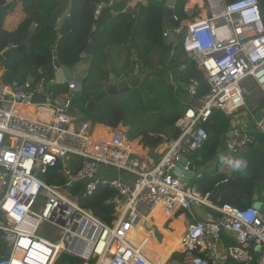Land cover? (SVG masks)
<instances>
[{
  "label": "built area",
  "instance_id": "2783aa9c",
  "mask_svg": "<svg viewBox=\"0 0 264 264\" xmlns=\"http://www.w3.org/2000/svg\"><path fill=\"white\" fill-rule=\"evenodd\" d=\"M114 6L115 0L97 4L95 19ZM202 9L204 15L188 20L182 33L173 29L163 37L172 42L182 34V50L203 72L208 90L201 94L194 78L180 84L188 105L175 123L177 136L164 140L165 151L151 169H141L127 135L117 128L72 117V96L81 91L83 78L58 83L54 68L53 79L42 74L0 79V264H55L62 253L84 264H150L126 238L159 203L172 217L188 216L174 253L182 264H264L263 206L219 207L191 183L201 176L195 163L208 140L205 125L212 111L235 119L245 107L248 84L264 96L262 6L258 0H203ZM54 85H65L67 93L56 94ZM41 97L44 102L36 103ZM252 120L251 131L234 126L224 141L215 173L225 181L245 165V153L264 133V111ZM237 159L244 162L239 169L230 163ZM106 168L114 177H107ZM53 171L60 174L53 180L63 184L47 182ZM79 185L78 197L67 192ZM99 188L113 192L104 200L112 209L109 222L78 203ZM193 208L213 213L201 220ZM142 226L147 228L145 221Z\"/></svg>",
  "mask_w": 264,
  "mask_h": 264
},
{
  "label": "trees",
  "instance_id": "16d2710c",
  "mask_svg": "<svg viewBox=\"0 0 264 264\" xmlns=\"http://www.w3.org/2000/svg\"><path fill=\"white\" fill-rule=\"evenodd\" d=\"M5 1L0 0V10L5 5ZM108 1L73 0L69 16L62 22L61 27L56 30V18H58L61 11L59 0H17L26 17L12 32L0 27V67L5 70L2 80L9 82L13 79H24L28 74H30L29 76L38 77L39 69H42V75L46 76L47 79H53V52L56 53L57 60L62 67L72 69L80 62V55L85 51L90 40L93 39V44L88 52L92 61L84 79L93 84L99 82L97 88H100V82H107L110 75L119 79L127 78L128 75L133 74L132 66L135 64L129 66L130 63L128 62L118 70L115 63H112L109 70L111 74L108 71L104 73L101 69L104 50L107 47L130 41L129 50L133 49L135 51V56L138 59L137 63H140L141 70L149 71L142 85L128 94L106 97L96 104L95 111L91 115L84 109L85 104L104 91L87 93L82 84L81 91L77 95V101L79 100L82 103L83 110L88 114V118L83 120L90 121L94 125H103L113 129L120 125H128L136 117L147 112H153V116L156 117L162 115L158 126L150 128L148 126H137L129 133L128 138L131 141L140 138V144L148 148L157 149L160 147L164 149L162 143L164 138L172 139L178 134L175 123L184 108L183 91L180 87H176L175 90L171 84H168V67L171 65L175 69V80L184 82L191 78L197 79L200 83L201 94L206 93L208 90L204 74L190 60L176 64L177 61L171 56L172 45L167 44L162 36L164 16L156 1L149 3L147 6L137 5L134 16L128 13H118L112 16L108 21H105L106 25L102 28L100 34L96 36L92 29L94 25L98 28L101 27L104 16L94 20L95 5L99 2ZM263 1L261 0V4L264 9ZM186 2L187 0H176L175 14L178 25L185 20L194 18L193 15L188 16L186 14ZM122 7V4L118 5L117 12H121ZM33 22L37 26L30 33L29 28ZM10 45H16L18 48L9 49ZM177 47L179 52L184 54L181 44ZM181 66H184V68L181 69ZM52 90L56 94L67 93L65 85H54ZM142 90L157 96L156 100L154 101L151 96L148 97V94L145 97L142 96ZM161 93L164 101L159 96ZM168 95L170 96L168 97ZM149 101H152V104ZM258 108L264 109V96L259 99ZM230 120L231 117H227L216 110L212 111L205 125L208 140L199 152L200 161L196 163L198 166L217 158L218 150L223 143L221 136L226 134ZM256 139L257 145L251 147L245 153V165L238 172L227 181L216 173L201 174L194 180L198 191L201 194H209L212 202L219 207L231 206L242 209L252 205L255 189L264 186V133L257 134ZM53 176L60 177V174L55 171L51 172L46 177L49 184L57 186L63 184L62 179L55 182ZM80 190L81 186L79 185L68 188L67 192L71 196L78 197ZM111 194H113L111 190L99 188L88 198H78V203L82 208L91 211L103 221L109 222L112 209L105 206L104 200ZM262 206L264 208V204ZM153 215L162 216V218L149 229L142 226L140 232L144 233L151 230L153 234V230L154 232L158 231L171 218V214L166 215L163 213L161 206L156 209ZM182 222L184 220L175 222L174 232L168 242L166 241L169 239V230H165L161 238L157 236L160 233L156 232L157 234L154 235L156 240L159 243H164L158 244V247L173 249L178 244L175 239L176 232ZM175 257L182 260L180 256L176 255ZM61 260H67L70 264H81V261L64 254L58 258L55 264ZM172 261L174 260L170 258L166 264H171Z\"/></svg>",
  "mask_w": 264,
  "mask_h": 264
},
{
  "label": "crops",
  "instance_id": "0c3cea01",
  "mask_svg": "<svg viewBox=\"0 0 264 264\" xmlns=\"http://www.w3.org/2000/svg\"><path fill=\"white\" fill-rule=\"evenodd\" d=\"M60 1V4H59V8H60V15L58 14V18H56V23H55V28H56V30H58L57 29V27H56V24H57V21H58V19L64 14V12L67 10V8H68V6H69V1L70 0H59ZM153 1H155V0H140V2L138 3V4H132L131 2H130V0H115V6L112 8V9H110V10H106V11H104V12H102V14H101V16H104V18H103V20H102V22H101V24L103 23V22H105V21H108L107 20V17H109V18H111L112 16H115V15H117L118 13H128V14H131L132 16H134V12H135V7H137V5H142V6H147L149 3H151V2H153ZM189 1L190 0H187V2H186V4H185V6H186V14L188 15V16H192L191 14H190V10L191 9H193V8H198L202 13H201V15H204V10L202 9V5H203V0H199V2H197V4L194 6V7H192V8H188L187 6L189 5L188 3H189ZM99 3H102V2H99ZM99 3H97V4H99ZM96 4V5H97ZM123 5V7H122V10H121V12H117V7H118V5ZM95 5V6H96ZM6 8L7 9V12H6V15H5V17H4V19H3V23H2V25H1V28L2 29H4V30H6V31H8V32H12V31H14L17 27H18V25L25 19V14L22 12V7H21V5L17 2V0H6L5 1V5L2 7V8ZM1 8V9H2ZM95 9V8H94ZM108 14V15H107ZM107 16V17H106ZM164 16V15H163ZM0 18H1V14H0ZM93 18H94V20H98L99 18H96L95 19V17H94V15H93ZM188 20H185V21H183L179 26H177V29H180L181 30V33H182V27L181 26H183V25H185L186 24V22H187ZM34 25H36V23L35 22H33L32 24H31V26H30V28H29V32L30 33H32L35 29H36V27L34 26ZM37 26V25H36ZM102 26L100 27V28H98V27H96L95 25H94V27H93V32H94V34L97 36V34H96V31H98V30H100V32H101V30H102ZM171 30H173V28L170 26V24L164 19V23H163V33L165 32V31H171ZM100 32H99V34H100ZM98 34V35H99ZM163 36V35H162ZM164 38V37H163ZM93 40V39H92ZM164 40L166 41V43L167 44H169V45H172V50H171V56L176 60V59H178L179 57H185L186 59H183V60H181V59H179V61H181V62H188V58L186 57V55L185 54H181L180 52L178 53V54H176L175 52H174V46L176 47V37H175V40L174 41H172V42H168L165 38H164ZM94 41V40H93ZM28 43V41L26 42V44ZM90 43V42H89ZM92 44H93V42H92ZM91 44V45H92ZM181 44H182V42H181ZM91 45H90V48H91ZM129 46H131V42L130 41H126V42H122V44H120V45H115V46H109V47H107L105 50H104V59H103V63H102V70L104 71V73H106L107 71L109 72V70L111 69V64L112 63H115V66H116V68H117V70L118 69H120V68H122L123 67V65H125V63L126 62H128V63H130V65L129 66H131V64H135V65H133L132 67H133V74H134V72L135 71H137L138 70V74L136 75V76H143V75H146V77H147V75H148V73H149V71L148 70H141V65H140V63H137V61H138V59H137V57L135 56V51L133 50V49H131V50H129ZM90 50V49H89ZM89 52V51H88ZM81 58V57H80ZM91 61H92V58H91V56L90 55H88V53H87V55H86V57L85 58H81V60H80V62L79 63H77L72 69H69L70 70V72H71V76L75 79V80H77V79H79V78H84L86 75H87V72H88V70H89V68H90V64H91ZM137 63V64H136ZM177 65L178 64H180V63H176ZM184 68V66H181V69H183ZM169 70L170 69H168V77H167V81H168V84H171V77H169V76H171V72H169ZM4 72H5V70H4V68H2V67H0V79H2V77H3V74H4ZM43 73V71H42V69H39L38 70V75L39 74H42ZM109 74H111L110 72H109ZM132 74V75H133ZM30 74H28L27 76H29ZM26 76V77H27ZM173 76H174V80H173V82H172V86L174 87L175 85H177L178 87L180 86V84H185L186 82H188V81H184V82H182V81H179V80H175V72L173 73ZM133 77H134V75H133ZM115 79H117V78H115ZM146 79V78H145ZM144 79V80H145ZM85 79H83V80H81V86H82V84H83V81H84ZM109 80H110V76H109ZM109 80L107 81V82H104V81H101L100 82V84L101 85H103V88H106L107 87V85H108V82H109ZM143 80V81H144ZM143 81H142V83H143ZM121 82V78H119V79H117L116 80V84H119ZM142 85V84H141ZM140 85V86H141ZM139 86V87H140ZM102 88V89H103ZM102 91V90H101ZM89 92H91V90L89 91ZM93 92V91H92ZM78 95V93H76V96ZM188 97H187V101L186 102H184V103H188ZM187 106V105H186ZM185 106V107H186ZM184 107V108H185ZM257 107H258V105H257ZM184 108H183V110H184ZM254 110H256V109H251V112L250 113H252V111H254ZM263 111H264V109L263 110H261V112L263 113ZM73 111H71V115H72V117H74L76 120H78V121H84L83 119H80L81 117H77V116H74L73 115ZM150 113H152V115L154 114L153 112H150ZM183 113V112H182ZM239 113H240V111H239ZM239 113H237V116H239V115H243L244 116V114H239ZM261 113V114H262ZM182 115V114H181ZM252 118H253V115L251 116V117H248V116H244L240 121H241V124H242V126H247L249 123H250V121L252 120ZM239 121V122H240ZM97 129H99L100 130V133H101V129L100 128H97ZM96 129V130H97ZM104 133V132H103ZM132 142H137V147L139 148V151L141 152V153H138V152H134L135 154H137L138 155V157H139V161H140V164H141V166L142 167H149V166H151L152 164H154V163H156V161L162 156V154H163V152H164V149H161L160 147H158L157 149H153V152L150 154L149 152H148V150H145V148H144V146H139L138 145V140H133ZM164 144V143H163ZM141 147L143 148V149H141ZM163 148H164V146H163ZM130 150H131V148H129ZM132 151V150H131ZM224 151H225V149H224V142L222 143V145H221V147H220V149L218 150V155H217V158L216 159H214V161H210V162H208V163H205V164H203V165H201V166H198L196 163V168H197V170L199 171V170H201V169H203L204 170V172H201L200 174H215L214 172L215 171H213V167H214V169H216V165H217V163H218V161H219V159L221 158V156L224 154ZM133 152V151H132ZM207 168H208V170H207ZM205 171H207V172H205ZM193 183H194V181H192ZM212 201V200H211ZM213 203V202H212ZM214 204V203H213ZM264 204V186L263 187H258L257 189H255V193H254V195H253V199H252V205H263ZM215 205V204H214ZM160 206V205H159ZM204 212H205V217L203 218V219H201V220H207V218H208V216H210V215H212V213L213 212H211L210 210H208V209H202ZM152 218H156L157 220H160V218H159V216H152ZM198 219H200V218H198ZM171 221H170V223H169V227L168 228H165V227H161L160 229H159V233L162 235L163 233H164V231L165 230H169V239L166 241V242H168L170 239H171V237H172V234H173V232H174V224H175V222H178V221H181V220H184V226L186 227V220L184 219V217L183 216H180V217H178V218H171L170 219ZM151 224L153 225V224H155V222H151ZM165 224V223H164ZM173 224V225H172ZM184 227V228H185ZM149 231H151V230H149ZM185 231V230H184ZM145 233V232H144ZM183 235V234H182ZM177 237V236H176ZM154 239H155V237H154ZM176 239V238H175ZM177 240V239H176ZM155 241L158 243V244H164V243H159L156 239H155ZM226 240L224 239V242H225ZM165 242V243H166ZM178 242V241H177ZM226 244V243H225ZM180 245H181V242L179 241L178 242V244H177V246L175 247L176 248V250H172L171 251V254L167 257V259L165 260V262L167 261V260H169V258L171 257V255L172 254H174L175 252H177L179 249H180ZM169 250V249H168ZM170 251V250H169ZM173 264H178V263H176L175 261L174 262H172ZM165 264V263H164Z\"/></svg>",
  "mask_w": 264,
  "mask_h": 264
},
{
  "label": "water",
  "instance_id": "95a60500",
  "mask_svg": "<svg viewBox=\"0 0 264 264\" xmlns=\"http://www.w3.org/2000/svg\"><path fill=\"white\" fill-rule=\"evenodd\" d=\"M155 1L160 6V8L163 12V15H164V19L170 24V26L173 29L177 28L178 24H177V21H175V19H174L176 0H155ZM258 1L261 2V0H258ZM72 5H73V0H70L67 10L64 12V14L57 21V24H56L57 29H59L61 27L62 22L69 16ZM6 12H7V9L5 7L0 10V14H1L0 27L3 23V19L6 15ZM262 14L264 17V9L263 8H262ZM109 19L110 18L107 17V20H109ZM105 25H106V22H103L101 24L102 27H104ZM99 32H100V30L96 31V34L98 35ZM57 39H58V37L56 38V40ZM92 42H93V40H90V43L88 44L87 48L81 54V56H80L81 58L86 57ZM53 66H54L55 70L57 71L56 72V81L58 83H64L66 81L71 80L72 76H71L70 70L68 68L62 67L60 65V63L57 60V56H56L55 52H53ZM137 74H138V70L134 72V74H133L134 77H133V75H128L127 78H121V82L119 84H116L117 79H115V77L113 75H110V80H109L108 85L105 88L104 92L95 96L93 99H91L90 101H88L85 104L84 108L88 112V114L91 115L95 111L96 104H98L100 101H102L106 97L122 96V95L128 94L129 92L134 91L135 89L139 88V86L142 84V81L146 78V75L136 76ZM35 102L36 103H40V102L42 103V102H44V98L43 97L38 98L35 100ZM72 104H73V106H75L77 104L76 95L72 96ZM151 115H152V113H150V112H147L143 115H140V116L136 117L128 125L119 126L118 130L121 131L122 133L128 135L129 133H131L133 131L134 128H136L141 123L146 121ZM243 117H244L243 115H239L235 119L232 118L230 120L228 130H227L225 135L221 136V141H224V139L231 138L232 128L234 126L237 128H240L242 131H246V130L251 131L252 130V127L254 125V120H251L247 126H242L240 120ZM152 150H153V148H149V151H152ZM57 170H60V166L57 167ZM190 176H192V173L190 174ZM257 206H259V205H257ZM0 234H1V232H0Z\"/></svg>",
  "mask_w": 264,
  "mask_h": 264
},
{
  "label": "rangeland",
  "instance_id": "374dc122",
  "mask_svg": "<svg viewBox=\"0 0 264 264\" xmlns=\"http://www.w3.org/2000/svg\"><path fill=\"white\" fill-rule=\"evenodd\" d=\"M264 2V1H263ZM261 3V2H260ZM262 5V4H261ZM201 11L198 9V8H193V9H191L190 10V14L191 15H193V17L195 18V17H198L199 15H201ZM181 42H182V34L180 33V34H178V35H176V46H179V44H181ZM174 52L176 53V54H178L179 53V49H178V47L176 48L175 46H174ZM81 56V55H80ZM179 59H181V60H183V59H186L185 57H179L178 59H176V63H181V61H179ZM102 69V68H101ZM168 69H170L169 70V72H171V76H169V77H171V85H172V82H173V80H174V76H173V73L175 72V69L170 65L169 67H168ZM89 71V70H88ZM85 78V77H84ZM83 78V79H84ZM99 84V82H95L94 84L92 83V82H90L89 80H84L83 81V85H84V88L86 89V91H87V93H95V92H99V91H104L105 90V88H103V85H101V87L100 88H97V85ZM176 87H178L177 85H175L174 86V89L176 90ZM180 88H181V90L183 91V96H184V101H183V104H184V107L186 106V105H188V103L186 104V103H184V102H186L187 101V93L186 92H184V90L182 89V87L181 86H179ZM178 87V88H179ZM247 89H248V95H247V97H246V100H245V107L242 109V110H240V113L239 112H237V113H239V114H244V116H248V117H251L252 115H253V117H254V119L257 121V120H259L260 119V116H261V109H259L258 107H257V105H258V101H259V99L263 96V95H261V93L258 91V90H256L251 84H248L247 86ZM103 88V89H102ZM91 90V92H89ZM169 90H170V88H169ZM93 91V92H92ZM157 91V90H156ZM148 94V97H150L151 96V98H154V101L156 100V97L157 96H155V95H152V94H149V93H147L146 91H141V95L142 96H146ZM175 95V94H174ZM160 97H161V99L164 101V99H163V95H162V93L159 95ZM170 95H168V97H169ZM147 97V98H148ZM150 102V104H152V101H149ZM85 107V106H84ZM85 109V108H84ZM251 109H256V110H254V111H252V113H250L251 112ZM30 110L31 111H34V108H30ZM72 111L74 112L73 113V115L74 116H77V117H81L80 119H87L88 118V114H86L85 113V111L83 110V107H82V103L78 100L77 101V104L75 105V106H73L72 107ZM158 113H160V112H158ZM153 115H151L146 121H144L145 122V124H143V123H141V124H143V125H139V126H141V127H146V126H148L149 128L150 127H155V126H158L159 124H160V119H161V117H162V115H160V116H158V117H156V116H153ZM151 118V119H150ZM155 118V119H154ZM150 121H152L151 123H149ZM136 140H138V141H140V138H137ZM140 145H142V144H140ZM144 146V145H143ZM144 148H148V147H145L144 146ZM67 161H69V158L67 159ZM207 170H208V168H207ZM106 171H107V177H110V178H112V177H114V175H115V172H114V170H112V169H109V168H106ZM198 171V170H197ZM204 172V170L203 169H201V170H199L198 172ZM213 171H215V169H214V167H213ZM200 172V173H201ZM205 172H207V171H205ZM61 174L63 175L64 174V171L63 172H61ZM191 183H193L192 181H191ZM260 206H262V205H260ZM180 213L181 212H179V213H177L173 218H177L178 217V215H180ZM193 213L197 216V218H200V219H203L204 217H205V212L202 210V209H198V208H193ZM184 215V214H183ZM186 219L188 218V216L185 214V216H184ZM171 221V220H170ZM170 223V222H169ZM173 225V224H172ZM166 228H168L169 227V224L167 223V225L165 226ZM178 230V229H177ZM134 232H135V230H134ZM147 232H149V237H145L144 236V234L142 233V232H140V234H139V236L137 237V238H139V239H142V238H144L149 244H150V246H151V248H152V250H153V252H155L157 255H159V254H164V253H166V248H160V247H158V243L155 241V239H154V235L155 234H157L156 232H158L159 233V230L158 231H156V232H154V230H153V234H152V232L151 231H147ZM161 233V232H160ZM159 238L162 236V235H160V234H158L157 235ZM132 237H133V235H132ZM169 250H173V249H169ZM171 254V251H169L168 252V254H167V257L169 256ZM174 255L175 254H172L171 255V259L172 260H174L176 263H178V264H182L183 263V261H180L177 257H175L174 258ZM169 258V259H170ZM166 258H164V259H162V260H165ZM168 261V260H167ZM166 261V262H167ZM174 261H172V262H174ZM166 262H165V264H166ZM57 264H70V262L69 261H67V260H61V261H59ZM171 264H173V263H171Z\"/></svg>",
  "mask_w": 264,
  "mask_h": 264
},
{
  "label": "bare ground",
  "instance_id": "6f19581e",
  "mask_svg": "<svg viewBox=\"0 0 264 264\" xmlns=\"http://www.w3.org/2000/svg\"><path fill=\"white\" fill-rule=\"evenodd\" d=\"M197 2H199V0H190L189 3H188L189 5H188L187 7H188V8H192V7H194V6L197 4ZM202 12H203V11H202ZM202 14H203V13H202ZM31 108H34V110L38 109V110H40V112H45V111L47 110V108H45V107H42V108H41V107H31ZM46 112H47V114L49 115V114H51V112L53 113V110H52V111H51V110H47ZM50 118H51V117H50ZM99 134H100V130L97 129V130L95 131V135H99ZM103 138L107 140L108 136H106V134L103 133ZM163 146H164V144H163ZM130 148H131V150H132L133 152H132L130 149H129V152H132V153H134V152L141 153V152L139 151V148L137 147V142H132ZM164 151H165V146H164ZM148 152L151 154V153L153 152V150H152V151H149V150H148ZM159 160H160V158L156 161V163L152 164V165L149 166V167H142L141 164H140V167H141L142 170H148V169H151L153 166H155V165L159 162ZM159 205L161 206V209H162V211H163L164 214H166V215H170V214H171V213H167V212H165V210H164V208H163V205H162L161 203H159V204H158V205H157V206H156V207H155V208L149 213V215H148L147 217L141 219V222L139 223V226H138L137 228L131 229V230L129 231V233L127 234V238H126L127 240H129L130 244H132V246L134 247L135 252H136L137 254L142 255L143 257H145V258L150 262V264H164V263H165V260L167 259V254H168V252H169V250L167 249V250H166V253L157 255L155 252H153V250H152L150 244H149L144 238H142V239L137 238V237L139 236V234H140V230H141V228H142V222H143V221H145L146 226H147V229H149L150 227H152L151 222H155V223L158 222V220H157L156 218H152V216H153V214L155 213L156 209L159 207ZM159 218L161 219L162 216H159ZM171 218H173V217H172V214H171ZM171 218H170V219H171ZM170 219H168V220L165 222V224L163 225V227H165V225L168 223V221H169ZM184 227H185V226H184V222H182V223L179 224L178 230H177V232H176V236H177L176 239H177L178 242H179V241L181 242L182 234L185 232V231H184V230H185ZM144 228H145V227H144ZM134 230H135V232H134ZM147 231H148V230H147ZM147 231H145V233H143L145 237H149V236H150V235H149V232H147ZM132 235H133V237H132ZM176 246H177V245H176ZM176 246H175V247H176ZM175 247L173 248V251L176 250ZM61 248H64V246H61ZM170 251H172V250H170ZM59 252H60V249H58V251L56 252L55 256L53 257V261L57 258ZM62 254H63V253H62ZM70 257H71V256H70ZM164 258H166V259H165V260H162V259H164ZM74 259H75V258H74ZM77 260H78V259H77ZM79 261H80V260H79ZM81 264H84V263L81 261Z\"/></svg>",
  "mask_w": 264,
  "mask_h": 264
},
{
  "label": "clouds",
  "instance_id": "9594fccd",
  "mask_svg": "<svg viewBox=\"0 0 264 264\" xmlns=\"http://www.w3.org/2000/svg\"><path fill=\"white\" fill-rule=\"evenodd\" d=\"M261 4V3H260ZM262 6V5H261ZM175 16H176V14H175ZM177 24H178V21H177ZM179 26V25H178ZM175 29H177V28H175ZM76 95V94H75ZM77 97V96H76ZM237 115V114H236ZM237 117V116H236ZM231 119H232V117H231ZM234 119V118H233ZM85 121V120H84ZM121 126V125H120ZM106 127V126H105ZM113 129V128H112ZM117 129H118V127H117ZM124 134V133H123ZM125 135H127V134H125ZM129 135V134H128ZM128 135H127V139L129 140V138H128ZM166 138H164V140H165ZM164 140H163V142L162 143H164ZM224 141H225V139H224ZM224 141H222V142H224ZM129 142H131L132 143V141L131 140H129ZM138 145L139 146H141L140 145V141H138ZM161 145V144H160ZM143 146V145H142ZM141 149H143L142 147H141ZM154 149V148H153ZM145 150H149V148H145ZM199 162V161H198ZM197 163V162H196ZM230 163H233V167L234 168H236V169H239L242 165H243V161L242 160H239V159H237L236 161H234V162H230ZM195 167H196V164H195ZM196 170H197V168H196ZM215 173V172H214ZM180 215H182V213H180ZM180 215H178V217H180ZM177 217V218H178ZM176 255H174V257H175ZM180 260V259H179Z\"/></svg>",
  "mask_w": 264,
  "mask_h": 264
}]
</instances>
